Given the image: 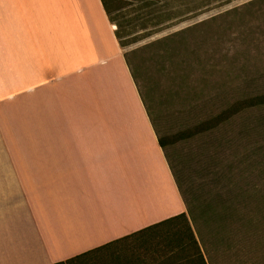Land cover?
I'll return each mask as SVG.
<instances>
[{
	"label": "crops",
	"instance_id": "1",
	"mask_svg": "<svg viewBox=\"0 0 264 264\" xmlns=\"http://www.w3.org/2000/svg\"><path fill=\"white\" fill-rule=\"evenodd\" d=\"M115 30L101 0H0V264L113 250L185 211L142 102L144 121L107 120L123 85L139 101Z\"/></svg>",
	"mask_w": 264,
	"mask_h": 264
},
{
	"label": "rangeland",
	"instance_id": "2",
	"mask_svg": "<svg viewBox=\"0 0 264 264\" xmlns=\"http://www.w3.org/2000/svg\"><path fill=\"white\" fill-rule=\"evenodd\" d=\"M104 1L128 43L139 97L123 85L107 120L144 121L142 102L207 264H264V108L176 141L235 100L264 93V0Z\"/></svg>",
	"mask_w": 264,
	"mask_h": 264
},
{
	"label": "trees",
	"instance_id": "3",
	"mask_svg": "<svg viewBox=\"0 0 264 264\" xmlns=\"http://www.w3.org/2000/svg\"><path fill=\"white\" fill-rule=\"evenodd\" d=\"M101 2L109 21L116 25L115 18L111 16V9L104 0H101ZM115 36L120 46L124 47L128 44L123 42L122 36L117 30H115ZM126 61L129 65L127 57ZM261 108H264V93L242 97L216 115L180 132L176 136V141L189 139L195 135L213 130L242 112ZM174 142L175 140L172 143ZM158 144L162 149L166 146V143L160 138H158ZM172 176L190 220L186 211H184L122 237L114 242L119 244L116 248L117 251L109 249L107 247L109 246L108 244L55 264H207L190 224V221H195L191 213L190 204L183 196L173 172ZM204 213H207V210H204ZM118 248L120 249L118 250ZM103 249L106 251L101 254L100 252L102 251L100 250ZM97 253L100 254L95 255ZM96 256L99 259L92 261L91 259Z\"/></svg>",
	"mask_w": 264,
	"mask_h": 264
},
{
	"label": "built area",
	"instance_id": "4",
	"mask_svg": "<svg viewBox=\"0 0 264 264\" xmlns=\"http://www.w3.org/2000/svg\"><path fill=\"white\" fill-rule=\"evenodd\" d=\"M114 28H115V26H114Z\"/></svg>",
	"mask_w": 264,
	"mask_h": 264
}]
</instances>
